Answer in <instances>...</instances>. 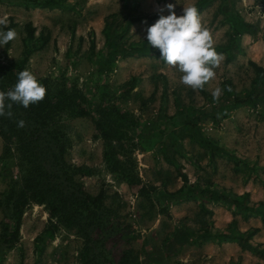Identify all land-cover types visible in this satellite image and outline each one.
<instances>
[{
  "label": "rangeland",
  "instance_id": "374dc122",
  "mask_svg": "<svg viewBox=\"0 0 264 264\" xmlns=\"http://www.w3.org/2000/svg\"><path fill=\"white\" fill-rule=\"evenodd\" d=\"M196 1L128 0L123 4L122 0H66L65 7L58 9H25L20 0H0V19L8 21L7 27L14 25L10 29L17 34L0 47V64L11 65L22 58L23 27L30 22L35 36L41 32L48 34L49 40L27 58L23 70L30 71L38 82L64 77L86 96L91 106L98 105L102 97L106 104L119 105L134 122L133 134L115 152L120 168L138 180L140 193L131 192L124 181L113 175L103 158L105 145L94 138L89 118L62 116L58 122L57 129L67 144L62 154L66 177L80 183L91 197L103 193L102 208L111 217L106 225L96 218L86 228L91 247L100 238L105 241L103 252L95 255L94 262L119 264V253L128 241V264H264V257H260L264 255V223L260 217H251L258 219V231L250 234L242 247L236 243L240 250L234 246L239 254L230 248L222 249L221 244L225 243L210 240L199 244L200 228L208 226L214 232L208 220L211 214L200 210H207L211 200L207 195L199 200L195 193L183 190L205 188L210 183V173L218 168L214 165L216 159H221L222 176L226 177L229 171L242 175L244 180L254 182L255 197L264 194V84H252L254 73L248 65V61H255L264 67V5L255 0H213L200 11L201 23L210 31L214 48L221 47L216 52L223 60L214 69L215 78L203 90L193 91L181 83L182 73L162 60L146 36L147 29L161 15L171 14L167 5H173L179 15ZM229 14L248 23L249 34L233 32L225 20ZM108 16L113 31L108 41L116 44V54L110 68L99 73L98 60L102 52L106 55V42L101 32L97 35L88 27V21L93 27H97L96 20L101 21L103 28V19ZM4 28L0 25V31ZM229 46L234 59L226 64L224 52ZM129 47L144 52L123 57L121 49L133 53ZM217 88L222 93L214 99ZM233 98L244 100V106L232 108ZM220 116L222 126L218 125ZM219 134L221 141H227L222 145L226 152L239 161L234 170L226 162L235 165L234 160L208 147V142L220 139ZM1 150L0 139V154ZM178 173L186 175V184ZM51 174V180L61 190L58 197L67 196L73 189L72 182ZM253 176L257 180H252ZM19 179L18 169L11 178L0 174V198L9 184L19 183ZM58 204L61 213L74 217L76 225L85 229L81 220L87 222V218L79 217L83 206L72 201L66 206ZM48 221L47 206L29 202L23 209L17 242L10 248H0V264H83L84 238L75 223L67 227L59 223L51 241L38 240ZM121 222L132 226L130 239L115 227ZM5 224L11 225L0 208V237ZM254 246L260 254L250 250Z\"/></svg>",
  "mask_w": 264,
  "mask_h": 264
},
{
  "label": "trees",
  "instance_id": "16d2710c",
  "mask_svg": "<svg viewBox=\"0 0 264 264\" xmlns=\"http://www.w3.org/2000/svg\"><path fill=\"white\" fill-rule=\"evenodd\" d=\"M25 3L24 8H41V9H58L65 7L66 0H20ZM125 4L128 0H122ZM157 3L165 1L169 3L170 0H155ZM213 0H197L193 5L197 7L198 12L202 11ZM257 3L264 5V0H255ZM192 5V6H193ZM183 13L177 15L182 16ZM110 17L103 19V28L101 33L105 38L106 55L101 53V57L98 60L100 73L103 68H110L109 64L113 63L115 51V43L109 44V37L113 35ZM225 20L232 26V31H240L241 34H249L250 25L245 23L237 15L229 14ZM12 26L4 28L3 32L8 31ZM24 37L21 41L23 49L21 52V59L11 65L0 64V92H7L14 88L18 81V74L23 71L24 63L27 58L34 52L42 49L49 40V35H43L41 32L34 35L35 29L30 22L26 23L23 27ZM7 45V44H6ZM133 53H126L121 49L122 56L126 57L128 54L132 56H139L144 52V49H137L129 47ZM155 52L159 55L158 49ZM216 51L222 50L221 47H216ZM225 63H229L234 59L232 53V46L226 50ZM248 65L252 68L254 78L252 84L262 86L264 84V67L256 65L252 61H248ZM46 88V96L44 100L38 104L30 105L28 108H24L20 104H13L10 111L12 112L11 118L7 115L0 116V139L2 141V150L0 154V174L3 176H11L15 173V170H19V183L9 184L8 189L2 194L0 198V208L7 214V219L11 225L5 224L2 229L0 237V248H10L18 240V232L20 227L21 216L24 207L29 202H36L38 204H45L48 211V225L44 228L41 235L38 237L40 242H49L52 240L54 233L57 230L59 223L64 224L66 227L75 223V226L82 233L84 238V250L81 252V257L85 260L83 264H103L94 262L95 255L103 251L101 250L105 241L100 238L96 241V245L90 246V240L88 239L87 226L94 224L95 220L101 224H107L110 222V218L107 212L102 208L103 193L99 192L94 197L89 196L83 189L80 183L72 182L71 178L66 177L65 166L62 164V154L64 146L67 145L66 141L63 143V134L58 128V122L62 116L67 118H89L92 123L94 138H99L105 145V151L103 158L105 163L110 167L111 172L119 180L124 181L128 188L133 193H140L138 191V180L134 179L130 171L124 172L120 168V162L116 156L115 148H122L127 137L134 132V122L129 117L128 113L123 110L119 105L106 104L101 97L98 105L91 106V103L87 100L86 96L81 93L73 83H67L64 77L56 81L50 79H43L39 81ZM234 98L232 99L233 102ZM8 103V101H6ZM245 101L235 99L232 103V108H240L244 106ZM8 111V109H6ZM23 120L25 122L24 127H18V121ZM57 129V130H56ZM56 131V132H54ZM200 138V137H199ZM201 141V139L199 140ZM207 144V143H206ZM208 147L213 151L221 152L226 155L229 160H234V168L238 167V160L234 159V156L227 153L223 149L216 147L212 142H208ZM52 174H51V172ZM59 178H68L72 182V191L64 197H58L61 194L59 186L51 180V176ZM178 177L183 184H186V175L178 173ZM252 180H257L255 176ZM184 187L183 190H189L199 200L208 197L214 204H220L221 206H227L232 208L230 212L232 216L240 215L243 220H247L253 216L261 218V222L264 223V203L256 202L252 203L249 199L248 193L237 195L232 193L228 189H224L207 183L206 187L202 190L198 187ZM57 198V199H56ZM57 200V201H56ZM69 201H72L74 205H81L85 209L79 213V217L85 216L84 222L85 229L76 225L74 217L67 216L66 213L59 211L60 202L63 206H66ZM206 214H211L204 207L201 209ZM97 218V219H96ZM67 224V225H66ZM115 227H119L130 239L134 232L131 225L127 223H116ZM208 226L200 228L202 231L198 234L199 244L212 240L216 244L220 243H238L242 247L247 239L253 232H257V228H251L248 231L241 233L236 229L235 222L222 230H213L211 233ZM125 250L119 253V264H128V241L124 242ZM255 254H260L257 247L254 246L250 249ZM154 253L163 256L158 251L154 250ZM260 257H264L260 254ZM105 260V259H104ZM145 260V258H143ZM105 262V261H104ZM134 262V260H133ZM136 262V261H135ZM107 264H112L107 262ZM135 264V263H134Z\"/></svg>",
  "mask_w": 264,
  "mask_h": 264
},
{
  "label": "clouds",
  "instance_id": "9594fccd",
  "mask_svg": "<svg viewBox=\"0 0 264 264\" xmlns=\"http://www.w3.org/2000/svg\"><path fill=\"white\" fill-rule=\"evenodd\" d=\"M168 16L161 15L158 21L147 29V42L152 48L158 49L162 60L170 67L178 69L181 83L193 91L203 90L205 84L216 76L214 71L223 60L214 48V41L210 31L200 20L197 7L183 8V15L177 16L173 5H167ZM163 11V10H161ZM8 21L0 19V25L7 27ZM16 32L9 29L0 31V47L16 38ZM222 90L217 88L213 98L218 99ZM46 88L28 70L18 74V81L14 88L0 92V116H12L10 109L13 104H20L24 108L38 104L44 100ZM8 101V103H6ZM8 109V111H6ZM23 120L18 121V127H24Z\"/></svg>",
  "mask_w": 264,
  "mask_h": 264
},
{
  "label": "crops",
  "instance_id": "0c3cea01",
  "mask_svg": "<svg viewBox=\"0 0 264 264\" xmlns=\"http://www.w3.org/2000/svg\"><path fill=\"white\" fill-rule=\"evenodd\" d=\"M68 1L70 2L71 0H68ZM94 23L97 25V27H93L92 25L93 23L90 21H88V27H91V29H93L94 32L97 33L98 35L102 30L101 21L96 20ZM220 134H219L220 139L219 140L216 139L218 141H213V142L215 143L216 147H219L224 150L225 148L222 145L226 144L227 141H221L222 135ZM224 151H226V149ZM219 161H221V159H218V160L216 159V164L214 165H216L218 168L216 169L214 173H210L211 176L208 177L210 183L218 187L221 186L223 188H226L230 190L232 193L237 194V195L248 193L249 199L252 203L264 202L263 193L260 198L255 197V193H253V191H255V188L253 187L254 182H252L249 178L244 180L242 178V175H238V174L235 175L231 171H229V173L227 174L226 176L227 178L225 176H222V173H220L222 166L219 163ZM226 162H229L231 164L229 168L233 169V163H231L230 161H226ZM207 168L208 167H206L205 169ZM195 180L196 179H194L193 181ZM206 208L211 213L210 218H208V220L212 223V226H213L212 228L214 230L225 229L231 224L232 221L235 222L236 229L241 233L246 232L250 227L258 228V223H257L258 219L248 218L247 220H243L240 215H236L233 217L227 206H221L220 204H214L211 202V205H207ZM221 245H222L221 248L224 250H226L227 248H230L231 250H233L234 246L238 248L236 243H225ZM233 251L235 253L239 252L238 250H233Z\"/></svg>",
  "mask_w": 264,
  "mask_h": 264
},
{
  "label": "built area",
  "instance_id": "2783aa9c",
  "mask_svg": "<svg viewBox=\"0 0 264 264\" xmlns=\"http://www.w3.org/2000/svg\"><path fill=\"white\" fill-rule=\"evenodd\" d=\"M256 109H258V106L256 105L255 107H254V111L256 112ZM251 111H253V109L251 110ZM223 121V119L221 118V116L219 117V119H218V125L219 126H222V122Z\"/></svg>",
  "mask_w": 264,
  "mask_h": 264
}]
</instances>
